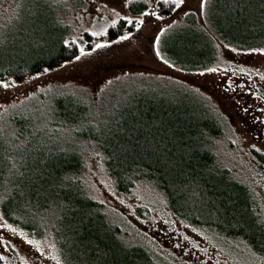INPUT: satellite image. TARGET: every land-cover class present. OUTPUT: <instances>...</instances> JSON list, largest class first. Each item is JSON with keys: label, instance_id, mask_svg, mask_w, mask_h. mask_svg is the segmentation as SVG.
Segmentation results:
<instances>
[{"label": "rangeland", "instance_id": "374dc122", "mask_svg": "<svg viewBox=\"0 0 264 264\" xmlns=\"http://www.w3.org/2000/svg\"><path fill=\"white\" fill-rule=\"evenodd\" d=\"M232 1L184 0L174 11L161 13L158 0H0V49L10 47L14 39L34 34L43 27L39 18L51 15L66 24V40L70 46L76 42V55L80 48L90 53L79 60L73 56L20 80L0 79L9 83L7 88L0 86V133L5 140L7 134L12 140L17 130L24 131L28 126L21 130L17 124L31 120L38 126L32 129L42 131L31 145L26 140L12 145L24 152L20 154L21 163L36 150L51 156L64 148H84L86 165L81 176L91 195L109 212L134 222L138 228L132 232L144 234L150 245L174 264H225V258L235 264H245V260L246 264L264 263L248 250L242 252L243 261L224 254V259L220 257L214 249L217 243L177 222L163 193L153 186L138 182L132 193L117 191L96 143L98 134H108L120 119L129 124V135L134 136L139 120L144 122L142 126L151 121L138 118L147 114L149 100L155 103L158 92L174 98V83L170 81L178 80L187 89V100L191 92H197L218 115L222 131L215 145L216 154L241 175L251 173L256 177L252 180L261 179L249 158L252 146L263 148L250 125L264 118V54L234 47L216 35L227 19L237 20L228 16ZM258 6L264 11L263 0ZM144 11L156 15L144 16ZM124 17L143 23L139 27L129 25L122 21ZM113 21L117 22L115 27ZM100 32L105 35H92ZM129 33L127 40L91 51L95 43L117 41ZM194 34L212 39L218 57L204 70H177L162 54H166L167 46L177 53L184 48L194 49ZM248 37L242 38L243 45L256 41ZM261 49L264 47L256 50ZM174 65L179 62L175 60ZM211 68L217 71H208ZM261 180L264 187V177ZM138 205L149 209L145 219L135 212ZM5 223L10 225L0 216V224ZM10 226L0 228V255L4 256L0 264H57V260L64 264L50 234L28 238L18 230L13 232Z\"/></svg>", "mask_w": 264, "mask_h": 264}, {"label": "trees", "instance_id": "16d2710c", "mask_svg": "<svg viewBox=\"0 0 264 264\" xmlns=\"http://www.w3.org/2000/svg\"><path fill=\"white\" fill-rule=\"evenodd\" d=\"M259 2L233 0L228 16L237 20L227 19L216 35L243 50L264 47V11ZM39 21L43 27L34 34L0 49V79L20 80L76 55L77 45L70 46L66 40V24L51 15ZM193 36L197 48L177 53L167 46L162 54L177 70H204L218 57L212 39ZM243 37L256 41L243 45ZM175 60L179 65H174ZM170 82L174 98L158 92L155 103L149 100L147 114L138 118L151 121L142 126L139 120L134 136L121 119L108 134H98L96 144L108 175L123 194L132 193L138 182L159 189L175 220L210 236L223 259L243 261L242 252L248 250L264 263V118L250 125L263 145L250 148L249 163L261 176L254 181L251 173L241 175L216 154L222 129L211 106L197 92L190 91L193 95L187 100L183 82ZM17 126L26 130H17L12 140L0 133V216L5 222L28 238L50 234L64 264H174L144 234L132 232L138 228L134 222L109 212L91 195L81 176L86 165L84 148H64L51 156L36 150L21 163L24 152L12 145L18 140L31 145L42 131L32 129L37 126L32 120ZM135 212L145 219L149 209L138 205ZM224 263L235 264L228 258Z\"/></svg>", "mask_w": 264, "mask_h": 264}, {"label": "snow or ice", "instance_id": "6c2138e0", "mask_svg": "<svg viewBox=\"0 0 264 264\" xmlns=\"http://www.w3.org/2000/svg\"><path fill=\"white\" fill-rule=\"evenodd\" d=\"M158 3L160 4L161 6V13L163 12H169V11H174L176 8H179L181 6V4L184 3V0H158ZM172 5H174L175 7H172ZM142 15L144 16H148V15H156L155 12L153 13H149L147 11H144L142 13ZM158 18H161L158 16ZM122 21L126 24H129V25H136L137 27H139L143 21H135L131 18H121ZM117 24L116 21H113L112 22V27H115ZM107 31V30H105ZM93 36H103L105 35L104 32H100V33H92ZM131 36V33L127 34V35H122L118 38L117 41H109L108 43H95L94 47H92L91 51H96L100 48H103V47H108L110 46L111 43H117L119 40H127L129 39ZM157 39H159V37H157ZM76 42L75 41H72L71 44H75ZM259 51L261 54H264V49H261V50H256V49H252L250 50V53H254V52H257ZM249 53V54H250ZM87 54H90V53H87L85 52V50L83 48H80L79 49V55H75L74 56V59L75 60H79L82 56L84 55H87ZM45 71H48V69H45ZM208 71L210 72H216L217 69L216 68H211V69H208ZM243 71V70H242ZM245 74H247V72H245ZM262 79H264V77H262ZM0 86L4 87V88H7L9 87V83L6 82V81H3V80H0ZM243 87V86H242ZM245 111H247V109H245ZM4 227H8V228H11L10 225H7L6 223L5 224H0V228H4ZM13 232H16V229H11ZM28 243H31V241H27ZM2 243V242H0ZM0 259H4V256L3 255H0ZM57 264H59V260H57Z\"/></svg>", "mask_w": 264, "mask_h": 264}, {"label": "bare ground", "instance_id": "6f19581e", "mask_svg": "<svg viewBox=\"0 0 264 264\" xmlns=\"http://www.w3.org/2000/svg\"><path fill=\"white\" fill-rule=\"evenodd\" d=\"M182 241V240H181Z\"/></svg>", "mask_w": 264, "mask_h": 264}]
</instances>
